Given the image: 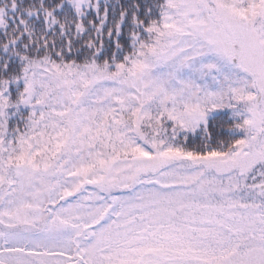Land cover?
I'll use <instances>...</instances> for the list:
<instances>
[{"label":"snow or ice","instance_id":"snow-or-ice-1","mask_svg":"<svg viewBox=\"0 0 264 264\" xmlns=\"http://www.w3.org/2000/svg\"><path fill=\"white\" fill-rule=\"evenodd\" d=\"M0 264H264V0H0Z\"/></svg>","mask_w":264,"mask_h":264}]
</instances>
